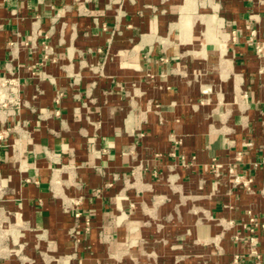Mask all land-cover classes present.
Wrapping results in <instances>:
<instances>
[{"label": "crops", "instance_id": "1", "mask_svg": "<svg viewBox=\"0 0 264 264\" xmlns=\"http://www.w3.org/2000/svg\"><path fill=\"white\" fill-rule=\"evenodd\" d=\"M9 71L0 264H264V0H0Z\"/></svg>", "mask_w": 264, "mask_h": 264}, {"label": "built area", "instance_id": "2", "mask_svg": "<svg viewBox=\"0 0 264 264\" xmlns=\"http://www.w3.org/2000/svg\"><path fill=\"white\" fill-rule=\"evenodd\" d=\"M22 84L20 80L9 71V75L0 77V115L14 113L16 110H20L24 105L21 98ZM237 184H243L248 186L250 181H244L243 177L237 176L235 179ZM79 214H77V217ZM255 239H251L253 242ZM256 254V252H254ZM254 264H259L257 261Z\"/></svg>", "mask_w": 264, "mask_h": 264}]
</instances>
